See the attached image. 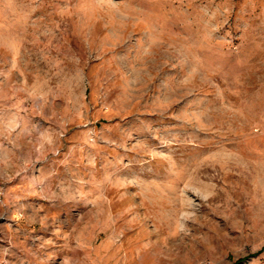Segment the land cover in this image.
I'll return each mask as SVG.
<instances>
[{
	"label": "rangeland",
	"instance_id": "obj_1",
	"mask_svg": "<svg viewBox=\"0 0 264 264\" xmlns=\"http://www.w3.org/2000/svg\"><path fill=\"white\" fill-rule=\"evenodd\" d=\"M0 264H264V0H0Z\"/></svg>",
	"mask_w": 264,
	"mask_h": 264
}]
</instances>
